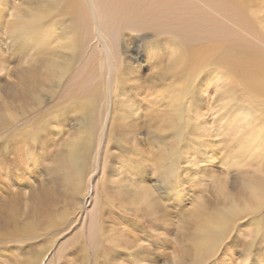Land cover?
I'll use <instances>...</instances> for the list:
<instances>
[{
    "label": "rangeland",
    "instance_id": "obj_1",
    "mask_svg": "<svg viewBox=\"0 0 264 264\" xmlns=\"http://www.w3.org/2000/svg\"><path fill=\"white\" fill-rule=\"evenodd\" d=\"M186 1L230 42L0 0V264H264V0Z\"/></svg>",
    "mask_w": 264,
    "mask_h": 264
},
{
    "label": "bare ground",
    "instance_id": "obj_2",
    "mask_svg": "<svg viewBox=\"0 0 264 264\" xmlns=\"http://www.w3.org/2000/svg\"><path fill=\"white\" fill-rule=\"evenodd\" d=\"M220 1L211 0V3H213L211 5L214 6L212 9L216 10V7H224ZM90 2L94 8V16L99 18H97L99 29H104L107 33L109 32L113 35L122 30L128 32L155 30L157 31L155 33L162 35L176 34L180 39L183 38V41L188 43H198L204 39L212 41L223 39L230 42L231 34L227 28H220V23L202 11L200 12L186 0H90ZM225 9L232 13L229 7ZM89 11L91 12L90 9ZM75 21L78 23L77 17H75ZM85 21V25H89V21ZM99 36L101 35L99 34ZM243 50L245 54L250 55L253 59L261 57L260 51L250 47H244ZM195 54L197 56L200 55V53ZM107 63L109 69L115 67L114 61L111 59L108 60L107 58ZM254 88L257 91H264V82L261 80L254 81ZM0 121L2 122L3 120L1 119ZM3 125L5 126V124ZM15 157L17 156L15 155ZM13 204L8 208L1 207L2 210L7 211V215L4 214L6 215L5 221H1L2 223L5 222V224L3 226L0 225V243L2 241L22 242L26 238L31 237V233L27 232V228L28 225L31 226L34 223H28L27 226L24 225L23 228H19ZM1 219L3 220V218Z\"/></svg>",
    "mask_w": 264,
    "mask_h": 264
}]
</instances>
